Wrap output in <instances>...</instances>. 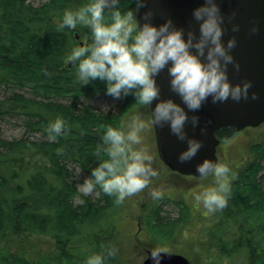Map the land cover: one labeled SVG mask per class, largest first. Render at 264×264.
I'll list each match as a JSON object with an SVG mask.
<instances>
[{"label": "trees", "instance_id": "1", "mask_svg": "<svg viewBox=\"0 0 264 264\" xmlns=\"http://www.w3.org/2000/svg\"><path fill=\"white\" fill-rule=\"evenodd\" d=\"M90 2L49 0L34 7L30 0H0V120L18 119L24 131L17 140L0 139V264H84L87 256L111 247L118 211L115 195L96 191L93 196L82 195L75 186V173L90 175L99 162L94 149L103 143L106 126L117 127L122 111L139 100L132 95L119 99L115 113L79 103L95 94L107 95L106 84L96 79L80 85L79 59L65 67L77 46L75 35L84 45L93 42L90 29L58 25L64 9ZM117 7L123 13L134 7L133 0H120ZM104 19L111 22L110 12ZM57 117L68 128L53 139L46 129ZM231 134L229 129L215 132L219 140ZM249 151L252 161L231 183L227 205L211 219L214 233L207 240L217 247L216 264H264V141ZM165 201L161 199L145 215L152 237L164 241L187 221L186 206L175 202L177 213L172 217L162 211ZM37 237L53 240L56 253L29 261L22 243ZM104 264L125 260L116 252Z\"/></svg>", "mask_w": 264, "mask_h": 264}, {"label": "clouds", "instance_id": "2", "mask_svg": "<svg viewBox=\"0 0 264 264\" xmlns=\"http://www.w3.org/2000/svg\"><path fill=\"white\" fill-rule=\"evenodd\" d=\"M119 3L120 0H92L74 10L66 8L58 25L62 29L81 24L92 33L91 44L73 47L66 58L67 63L79 59L76 79L80 85L99 79L105 82V92L114 100L132 95L141 105L151 108L148 120L133 113L119 127L106 126L103 143L94 149L99 162L78 185L84 194L96 191V195H115L117 204L144 189L158 175L153 166L154 156L142 145L141 133L145 129L150 125H167L177 139L186 142L177 160L189 161L203 144L201 139L189 136L185 128L189 121L193 128L200 124L197 110L209 98L213 103L248 98L252 84L250 80L233 83L228 77L229 64L237 70L240 67L231 51L237 41L235 36L223 39L225 17L218 0H203L192 8V18L198 22L196 30L176 26L171 16L163 22H153L151 8L141 12L147 0H133L134 7L123 13L117 7ZM106 12L112 16L111 22H105ZM232 29L237 31L239 25L233 24ZM165 68L169 88L179 102L172 96L162 97L157 76ZM252 96L255 98L256 94ZM101 106L111 107L107 103ZM67 128L66 122L57 117L46 131L54 139ZM195 168L201 177H214L212 186L195 199L210 212L224 208L231 192L230 179L236 173L227 163L209 157L197 162ZM151 195L159 198L162 193L153 189ZM167 251L158 245L147 255L152 264H161ZM116 252L115 247H108L104 253L87 256L84 264H104L106 257L115 256Z\"/></svg>", "mask_w": 264, "mask_h": 264}, {"label": "rangeland", "instance_id": "3", "mask_svg": "<svg viewBox=\"0 0 264 264\" xmlns=\"http://www.w3.org/2000/svg\"><path fill=\"white\" fill-rule=\"evenodd\" d=\"M48 1L30 0V3L34 7H38ZM79 41L84 42L82 38ZM75 42L79 46L78 41L75 40ZM20 93L26 98H34L26 91H21ZM79 103L87 104L97 112L115 113L120 100H114L110 95L95 94L87 99H81ZM105 103L111 105V107H102L101 105ZM133 113L140 114L145 120L150 118L148 106L141 105L139 102L138 105L129 107L122 111L120 116L118 115L117 127ZM23 132L22 125L18 119L6 118L0 120L1 140H17L24 136ZM141 135L143 137L142 145L146 146L154 156L153 166L157 168L158 175L152 177L150 184L144 189L125 197L122 203L116 204L115 207L118 208V211H116L117 214L114 217L115 222L112 227L113 237L108 244L117 248V253L125 260V264H141L146 256V250L158 245L166 247L167 252L183 255L189 264H209L210 258L213 260V264H216L214 261L218 250L213 244H208L209 238L207 240V235L214 233L213 229H211L213 227L211 219L219 213V210L210 212L203 206L202 202L195 199V196L206 187L212 186L214 177L212 175L201 179L186 177L179 181L157 157L152 126L150 125L145 129ZM33 138H38V135H34ZM263 141L264 123L253 129L236 132L231 139L219 142L216 148L217 162L227 163L232 171L236 173L235 177L230 179V184L236 180L237 175L241 174L252 161L249 151L250 147ZM84 177L79 170H76L75 186L82 195L93 196L94 192L84 194L79 190L78 185L83 182ZM261 183L264 189V179L261 180ZM153 189L159 190L162 195L159 198H153L151 195ZM161 199L166 200L161 206L162 211L170 213L172 217L177 213L175 202H180L183 206H186L187 212V221L170 239L165 241L154 239L145 225V215ZM75 204H78V200H75ZM107 213L111 215L113 211ZM25 243L23 242L22 246L27 247L26 252L29 261H36L48 252L56 253L54 241L46 237L33 238Z\"/></svg>", "mask_w": 264, "mask_h": 264}, {"label": "water", "instance_id": "4", "mask_svg": "<svg viewBox=\"0 0 264 264\" xmlns=\"http://www.w3.org/2000/svg\"><path fill=\"white\" fill-rule=\"evenodd\" d=\"M201 2L203 0H147L141 12L146 8H151L154 12L153 22L155 23L163 22L166 17L171 16L176 26L185 29L192 27L196 30L198 22L192 18L191 10ZM218 2L225 17L223 39L226 41L228 37L235 36L237 41L231 51L240 67L237 70L233 64H229L228 77L233 83L250 80L252 84L248 98H241L239 101L229 98L216 103L209 98L197 110L200 124L193 128L189 121L185 128L189 136L201 139L203 144L189 161L180 163L177 160L179 152L186 147L185 141L177 139L167 125L164 127L151 125L158 159L170 171L181 176L201 178L196 172V163L204 157L217 161L216 147L219 139L215 136L216 131L228 127L239 131L248 127L255 128L264 123V0H218ZM233 13L235 15H232ZM233 24L239 25L237 31H233ZM253 28L256 30L252 31ZM75 39H78L77 35ZM70 65L71 62L67 64L68 67ZM168 79L165 68L157 76L162 97L172 96L179 102V97L169 88ZM252 93L256 94L255 98ZM148 108L151 116V108L149 106ZM150 250L146 251L141 264H152L147 255ZM163 257L161 264H189L183 255L177 253L166 252Z\"/></svg>", "mask_w": 264, "mask_h": 264}, {"label": "flooded vegetation", "instance_id": "5", "mask_svg": "<svg viewBox=\"0 0 264 264\" xmlns=\"http://www.w3.org/2000/svg\"><path fill=\"white\" fill-rule=\"evenodd\" d=\"M78 41V40H77ZM91 41H93V39L91 38ZM85 43L84 42H81V41H78V45L80 46V45H84ZM68 64V63H67ZM67 64L65 65V67L66 68H71L72 66V63H71V65H70V67H68L67 66ZM260 126V125H259ZM258 127V126H257ZM256 128V127H255ZM223 129H229L231 132H232V134L230 135V137H228V138H226V139H223V140H219L220 142H222V141H224V140H229V139H231L232 138V135L234 134V133H236V132H241V131H244V130H246V129H253V128H250V127H248V128H245V129H242V130H239V131H236L233 127H228V128H223ZM250 159V158H249ZM171 174H173L177 179H179V181L180 180H183L184 178H186V177H184V176H181V175H178V174H176V173H173V172H171ZM147 251V250H146Z\"/></svg>", "mask_w": 264, "mask_h": 264}]
</instances>
